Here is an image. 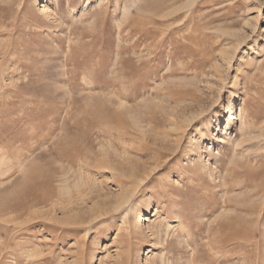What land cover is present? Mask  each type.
I'll use <instances>...</instances> for the list:
<instances>
[{"label": "rangeland", "instance_id": "1", "mask_svg": "<svg viewBox=\"0 0 264 264\" xmlns=\"http://www.w3.org/2000/svg\"><path fill=\"white\" fill-rule=\"evenodd\" d=\"M0 264H264V0H0Z\"/></svg>", "mask_w": 264, "mask_h": 264}]
</instances>
